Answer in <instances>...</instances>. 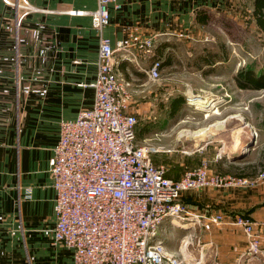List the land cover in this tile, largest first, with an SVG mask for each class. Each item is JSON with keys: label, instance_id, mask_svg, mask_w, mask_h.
<instances>
[{"label": "crops", "instance_id": "crops-1", "mask_svg": "<svg viewBox=\"0 0 264 264\" xmlns=\"http://www.w3.org/2000/svg\"><path fill=\"white\" fill-rule=\"evenodd\" d=\"M30 2L49 11L27 13L16 29L12 9L0 0V264H71L72 250L53 240L56 194L49 158L60 121L75 118L80 108L92 104L94 89L88 83L97 71L100 34L110 38L119 72L131 83L133 65L142 70L151 66L147 60L159 42L200 32L194 19L197 9L231 11L241 0H121L120 9L110 7L109 23L100 33L89 14L68 12L93 9L96 0ZM163 88L148 90L141 106L145 140L159 146L154 160L165 165L168 177H180L203 158L222 173L237 174L249 163L257 164V171L262 168L263 152L247 154L255 147L256 153L264 149V138L237 158L251 136L245 127L251 123L233 126L238 113L226 103L232 88L208 91L204 98L213 100L210 108L185 109V102L174 115L168 113L167 102L177 94ZM220 98L225 103L219 106ZM141 106L130 108L139 111ZM258 130L264 134V125ZM180 199L196 217L162 219L157 238L169 252L194 264H264V179L189 188L181 191ZM215 213H222L224 220L211 221L209 215ZM236 215L253 221L260 240L257 253L247 251L249 237L234 223Z\"/></svg>", "mask_w": 264, "mask_h": 264}, {"label": "built area", "instance_id": "built-area-1", "mask_svg": "<svg viewBox=\"0 0 264 264\" xmlns=\"http://www.w3.org/2000/svg\"><path fill=\"white\" fill-rule=\"evenodd\" d=\"M2 3L12 9L16 29L27 13L49 11L30 0ZM111 6L120 9L122 2L96 0L93 9L68 12L89 14L100 33L109 23ZM145 44L150 47L152 42L146 39ZM114 53L110 38L100 34L97 71L88 83L94 89L92 104L80 108L75 118L60 121L49 158L56 194L53 240L72 250L71 264H194L169 252L157 238L164 217H196L181 201V191L205 185L252 184L264 179V167L254 176L222 173L203 158L180 177H168L165 165L152 158L159 146L137 140L138 117L127 102L131 83L120 74ZM158 64L154 61L144 69L149 79L160 77ZM186 99L192 103L188 94ZM252 131L257 135L255 128ZM209 218L218 223L224 220L222 213ZM234 223L249 237L247 251H260L253 221L236 215Z\"/></svg>", "mask_w": 264, "mask_h": 264}, {"label": "rangeland", "instance_id": "rangeland-1", "mask_svg": "<svg viewBox=\"0 0 264 264\" xmlns=\"http://www.w3.org/2000/svg\"><path fill=\"white\" fill-rule=\"evenodd\" d=\"M238 9L240 14L237 13ZM249 10V4L235 2V7L231 11L228 9L219 11L216 14L210 12L212 19L206 24H200V32L192 37L170 35L169 51L172 63L164 65L160 69L158 79H149L147 75L141 74V71L143 73L145 71L140 69V65H133L132 84L128 87L131 91L130 96L127 98L129 106L133 109L138 108L144 102V94L148 90H161L162 86L164 91L172 94L183 93L191 96V94L196 93L195 95L199 94L202 97H209L208 94L210 93L208 91L220 93L225 88L228 90L232 88V99L226 103L229 104L227 109L238 113L233 126L239 127L242 121L247 120L251 124H246V129H250L252 132L255 125L257 127V129L255 128L257 132L256 140H262L264 134L260 133L258 127L263 128L264 125V89L238 90L232 80V75L237 68L249 63H254L256 68H259L264 62V35L257 32L254 22L250 19ZM202 54H208L209 58L223 55L224 58L215 64V71H209L205 74L204 72L209 69L207 65L201 69L188 66V63H194L193 59ZM154 57H157L156 53H153L147 61H151ZM199 62L200 59L196 63ZM142 82L144 83L140 85ZM220 99L218 105L225 103L222 98ZM185 106V109H205L198 107L194 102H187ZM134 111L138 117L136 129L138 132L140 131L137 134V140L144 143L146 141V133H144L143 127L145 121L144 109L141 106V110ZM177 129L179 130L178 126L175 130ZM259 143L257 144L259 145ZM257 144L255 142V145ZM257 149L255 147L247 156L251 157L254 153L259 156L262 152L264 155V149L259 148L256 153Z\"/></svg>", "mask_w": 264, "mask_h": 264}, {"label": "trees", "instance_id": "trees-1", "mask_svg": "<svg viewBox=\"0 0 264 264\" xmlns=\"http://www.w3.org/2000/svg\"><path fill=\"white\" fill-rule=\"evenodd\" d=\"M244 4H249L250 7V19L254 22L257 32L264 35V0H241ZM195 22L198 24H206L212 19V14L206 8H199L195 11L194 15ZM166 46H170L169 41H161L155 48V52L157 57L152 59V63L154 61H158V67L161 69L164 65H169L172 63L170 59V47L166 48ZM223 52V51H221ZM159 56V57H158ZM208 54L199 55L198 58L193 59L195 62L188 63V66L193 67L194 69H201L203 66L207 65L209 69L204 73H208L209 71H215V64L218 61L223 60L224 56H212V58L208 57ZM200 59L199 63H196ZM151 63V64H152ZM232 80L234 82V86L239 89L246 90H260L264 89V62L259 68H256L254 63H249L247 65H243L235 71L232 75ZM186 102V96L183 93H177V95L171 97L167 104L168 113L170 115H174L177 111H179L183 104ZM175 120V118H174ZM138 124V122H137ZM136 124V127H137ZM144 133L147 131V126L144 121L143 124ZM140 133L136 129V135ZM154 153H152V158L154 160ZM242 160V159H241ZM194 167L193 165H188V167ZM261 167H264V163L261 164ZM257 173V164L249 163L244 165L243 169H240L237 174L243 176H254Z\"/></svg>", "mask_w": 264, "mask_h": 264}, {"label": "bare ground", "instance_id": "bare-ground-1", "mask_svg": "<svg viewBox=\"0 0 264 264\" xmlns=\"http://www.w3.org/2000/svg\"><path fill=\"white\" fill-rule=\"evenodd\" d=\"M195 94L196 93L191 94V96L189 95V97L191 98L192 102H194L198 107L210 108L213 105V100L209 98H204L200 96L199 94L198 95H195Z\"/></svg>", "mask_w": 264, "mask_h": 264}, {"label": "water", "instance_id": "water-1", "mask_svg": "<svg viewBox=\"0 0 264 264\" xmlns=\"http://www.w3.org/2000/svg\"><path fill=\"white\" fill-rule=\"evenodd\" d=\"M256 140V135L254 133L251 134L249 140L246 142V145L244 146L242 152L238 154L237 158H241L244 156V154L248 151L250 146L255 142Z\"/></svg>", "mask_w": 264, "mask_h": 264}]
</instances>
